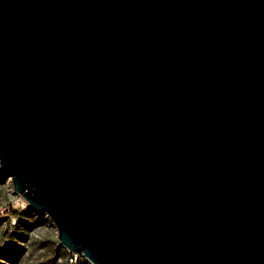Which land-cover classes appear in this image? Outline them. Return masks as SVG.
<instances>
[{"label":"water","instance_id":"1","mask_svg":"<svg viewBox=\"0 0 264 264\" xmlns=\"http://www.w3.org/2000/svg\"><path fill=\"white\" fill-rule=\"evenodd\" d=\"M0 171L88 264H264V0H0Z\"/></svg>","mask_w":264,"mask_h":264},{"label":"rangeland","instance_id":"2","mask_svg":"<svg viewBox=\"0 0 264 264\" xmlns=\"http://www.w3.org/2000/svg\"><path fill=\"white\" fill-rule=\"evenodd\" d=\"M67 254L48 215L14 195L11 178L0 171V264H68Z\"/></svg>","mask_w":264,"mask_h":264},{"label":"built area","instance_id":"3","mask_svg":"<svg viewBox=\"0 0 264 264\" xmlns=\"http://www.w3.org/2000/svg\"><path fill=\"white\" fill-rule=\"evenodd\" d=\"M79 258H82V257L77 255V254L70 253V252H68V254H67L68 264H77Z\"/></svg>","mask_w":264,"mask_h":264}]
</instances>
